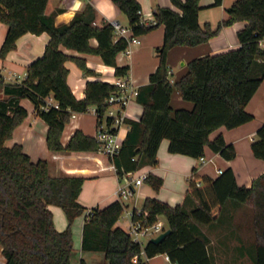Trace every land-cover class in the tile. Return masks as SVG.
Segmentation results:
<instances>
[{"label":"trees","instance_id":"16d2710c","mask_svg":"<svg viewBox=\"0 0 264 264\" xmlns=\"http://www.w3.org/2000/svg\"><path fill=\"white\" fill-rule=\"evenodd\" d=\"M47 1L0 0V20L8 25L1 57L17 47L18 38L25 32L49 33L43 53L27 64L24 77L6 80L0 76V245L5 264H72L73 222L82 213V248L104 251L108 264H149L146 257L160 252L177 264H214L202 224L221 218L229 207L236 210L242 205L250 208L247 222L254 234L249 244L254 264H264V171L247 186L238 182L232 166L217 176L200 173L194 166L183 202L171 204L146 196L140 208H133V218L151 223L163 214L171 228L159 241L152 236L143 243L117 223L126 206L123 199L88 207L78 199L86 175L52 173L47 157L34 159L21 142L6 143L28 114L21 99L29 97L36 113L48 123L46 143L50 150L100 147L97 136L81 128H76L66 143L62 132L74 112L86 111L91 105L96 106L98 126L103 121L111 124L108 97L119 86L103 78L87 79L85 94L78 97L67 80L66 60L73 59L86 73L96 70L84 56L67 53L61 44L100 54L105 63L115 65L116 75L127 74L129 68L117 62L118 52L129 44L128 36L118 35L111 21L95 24L91 0L62 23H56V11L46 12ZM113 1L127 14L132 34L146 33L159 24L165 26L163 41L156 48L159 63L150 72L149 81L138 86L136 99L143 106L142 112L139 118H125L128 130L118 152L110 156L117 173L156 163L164 137L169 139L172 152L200 157L209 145L224 157L233 158L237 153L234 143L222 132L214 137L211 133L221 125L235 127L254 116L246 103L264 79V46L259 42L264 37V0H233L226 8L228 16L215 26L209 21L200 23V0H172L179 9L156 5L153 20L147 22L142 19L139 0ZM221 2L214 0L213 4ZM238 19L247 20L237 31L239 45L194 56L177 78H170L168 55L172 47L207 42L223 25ZM92 36L97 38V45L91 44ZM174 91L192 105L174 106ZM49 96L56 102H48ZM251 149L255 156L264 158V121L257 127ZM145 179L155 189L163 183V177L153 171ZM190 200H194L191 206ZM50 203L63 208L67 217L64 228L56 227Z\"/></svg>","mask_w":264,"mask_h":264},{"label":"crops","instance_id":"0c3cea01","mask_svg":"<svg viewBox=\"0 0 264 264\" xmlns=\"http://www.w3.org/2000/svg\"><path fill=\"white\" fill-rule=\"evenodd\" d=\"M86 1L48 0L46 12L56 11V23L67 22L74 16L76 11L84 7ZM139 1L142 5V19L146 22L153 20V11L156 5H170L179 9L172 0ZM213 1L200 0V23L203 24L209 21L215 26L219 20L228 16L226 8L233 0H222L220 4H213ZM91 2L95 6L96 11L95 24L102 25L111 21L130 27L127 14L113 0H91ZM246 23V19H238L230 24L223 25L218 33L210 37L207 42L190 46L176 45L172 47L168 55L170 78L172 80L177 78L185 69L187 61L194 56L213 53L239 45L240 41L237 31ZM7 27V23L0 20V46L5 37ZM164 30V24H159L148 32L140 34V41L132 42L129 45V50L123 49L117 54V62L129 65L127 75L138 86L149 81L150 72L159 63L156 48L163 41ZM48 39L49 33L47 31L41 33L27 31L23 33L17 40V47L8 51L5 57L0 56V76L6 80H14L17 76L18 79L24 77L27 64L43 53ZM90 42L92 45L98 44L95 36L90 38ZM61 47L67 53L84 56L87 64L96 70L95 73H86L73 59L66 60V65L69 67L67 80L78 97L84 96L87 79L103 78L112 80L116 76L115 65L105 63L100 54L79 51L63 44H61ZM2 94L3 91L0 90V95ZM47 100L50 103L56 102L52 96H49ZM21 103L27 107L28 114L15 127L12 137L6 140L7 144L11 145L15 141H19L34 159L47 157L52 173L66 171L86 175L78 199L88 207L93 205L103 206L119 197L117 194L119 176L111 166L112 160L109 156L97 150H50L46 143L48 123L36 113L34 103L29 97H23ZM172 104L174 106H191L192 102L189 105L178 91H174ZM95 108V105H91L88 110L76 111L71 115L62 132L61 139L63 143L68 141L76 128H81L86 133L96 135L98 124ZM142 109V104L135 96L126 106V117L139 118ZM246 109L253 113V118L231 128L221 125L211 133V137H214L219 132H222L227 141L234 143L237 153L233 158L224 157L219 152L214 151L209 145L205 148L204 160L186 153L172 152L168 149L169 139L164 137L158 148L157 162L154 164L147 163L133 170L135 175L147 174L149 171L158 173L163 177L162 185L159 189H155L144 177L142 182L134 185V192L131 195L133 203L128 200L124 201L130 204L131 207L138 208L142 206L146 196H156L167 200L171 204L183 202L188 187V177L194 166L197 167L200 173H208L212 176H217L220 173L219 167L232 166L238 182L247 186L251 185L253 178L264 171V158L255 156L251 149V141L255 136L257 127L264 121V79H262L246 103ZM124 123H126L125 126L121 124L118 128L121 139L124 138L129 127L126 121ZM193 204L194 200H190L189 206ZM49 207L53 211L56 227L59 229L64 228L67 224V217L63 208L53 203H50ZM161 215H159L160 218ZM249 215L250 208L247 205H242L236 210L229 207L221 218L211 223L202 224V228L209 237L208 246L214 257V264H244L248 259H250V264H254L252 248L249 245L254 239L253 231L247 222ZM84 220L85 213H82L73 222L74 247H78L80 254L82 253L80 257L81 264L87 263V251H93L91 249H83L81 246ZM117 223L126 228L128 217L124 215L118 218ZM102 252L104 259L102 264H105L106 256L104 251ZM89 253L91 256L92 252ZM159 254L164 256V260L162 263L158 262L156 264H169V261L165 258V253L160 252ZM155 255L149 258V262ZM0 264H5L1 245ZM72 264H77L74 259ZM150 264L152 263L150 262Z\"/></svg>","mask_w":264,"mask_h":264},{"label":"built area","instance_id":"2783aa9c","mask_svg":"<svg viewBox=\"0 0 264 264\" xmlns=\"http://www.w3.org/2000/svg\"><path fill=\"white\" fill-rule=\"evenodd\" d=\"M113 23L115 24L116 33L118 35L124 34L129 38V44L125 49L129 50V45L132 42L140 41L139 35L132 34L130 27L122 26L118 22ZM259 42L264 46V37L261 38ZM111 81L119 86V88L115 91H112L108 97V100L111 102V104L107 112L112 116L113 121L111 124L103 121V123L98 126L96 133V136L100 141V147L97 149V151L109 157L118 152L121 146L122 139L119 135L118 128L122 123L125 122V109L127 104L138 93V85L135 84L127 74L116 75ZM200 159L204 160L205 156H200ZM111 166L115 171L117 170V167L113 161ZM218 170L221 172L223 168L219 167ZM118 176L119 183L117 187V194L119 198L124 200L133 194L134 185L142 182L146 174L135 175L133 170H124L121 174H118ZM133 208L134 207H131L130 204L126 203L125 209L120 217H123L124 215L128 217L126 229L131 233L134 239L142 242V236L147 234H150L151 237L155 236L167 227L166 221L160 217L151 223H144L139 218H133ZM138 212H140V210H138ZM149 258L150 257H146L148 262ZM165 258L169 261V264H177V262L172 260L167 253H165Z\"/></svg>","mask_w":264,"mask_h":264},{"label":"rangeland","instance_id":"374dc122","mask_svg":"<svg viewBox=\"0 0 264 264\" xmlns=\"http://www.w3.org/2000/svg\"><path fill=\"white\" fill-rule=\"evenodd\" d=\"M156 52H157V50H156ZM158 55V54H157ZM176 73V72H175ZM185 101H187L188 102V104L189 105H191V101H188V100H185ZM122 125L123 126H125L126 125V123H122ZM256 134V133H255ZM39 146H40V144H39ZM38 157V156H37ZM124 200H128L130 203H133L132 202V199H131V196L130 197H128V198H125ZM161 218L162 219H164L165 221H166V218H165V216L162 214L161 215ZM166 223H167V221H166ZM149 237H151V235L150 234H147V235H145V236H142L141 237V239H142V242L143 243H145V241L147 240V239H149ZM83 252H85V251H83ZM88 253H87V255H86V257H87V263H84V264H102V262H104V259H103V252L101 251V250H93V251H87ZM89 252H92L91 254V256H90V253ZM94 254V255H93ZM95 254H97V255H95ZM99 254V255H98ZM81 255H82V253L80 254V250L78 249V247H74V249H73V256H72V260L74 259L75 261H76V263L77 264H81L80 263V257H81ZM164 258V256L163 255H161V254H159V253H157L156 255H155V257H153L152 259H151V263L153 264V263H158V262H160V263H162V261L164 260L163 259ZM101 261V262H100ZM105 264H108V261H107V258H106V263ZM244 264H250V259H248L247 261H245L244 262Z\"/></svg>","mask_w":264,"mask_h":264},{"label":"water","instance_id":"95a60500","mask_svg":"<svg viewBox=\"0 0 264 264\" xmlns=\"http://www.w3.org/2000/svg\"><path fill=\"white\" fill-rule=\"evenodd\" d=\"M171 230L170 227L165 228L164 230H162L161 232H159L158 234H156L155 236L152 237L153 240L159 241L160 239H162L169 231Z\"/></svg>","mask_w":264,"mask_h":264}]
</instances>
